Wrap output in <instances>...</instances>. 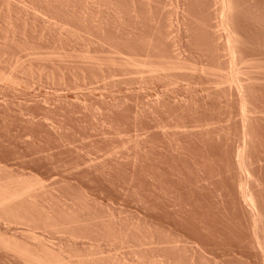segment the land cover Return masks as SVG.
I'll list each match as a JSON object with an SVG mask.
<instances>
[{"label": "rangeland", "instance_id": "374dc122", "mask_svg": "<svg viewBox=\"0 0 264 264\" xmlns=\"http://www.w3.org/2000/svg\"><path fill=\"white\" fill-rule=\"evenodd\" d=\"M230 2L0 0V185L43 186L0 264H264V0Z\"/></svg>", "mask_w": 264, "mask_h": 264}, {"label": "bare ground", "instance_id": "6f19581e", "mask_svg": "<svg viewBox=\"0 0 264 264\" xmlns=\"http://www.w3.org/2000/svg\"><path fill=\"white\" fill-rule=\"evenodd\" d=\"M223 10H224V15H226V19H228V16H229V13H230V11H231V2H230V0H223ZM223 10H222V12H223ZM224 22V21H223ZM225 24H227V20L225 21ZM226 26V25H225ZM230 32V31H229ZM229 41V43H230V45L232 44V47H231V51H233V47H234V42H235V36H234V34L233 33H230L229 34V39H228ZM232 53V52H231ZM235 53V52H234ZM234 57V56H233ZM237 84V83H236ZM240 167H241V169L242 170H244V171H246V165H245V163H244V161H241L240 162ZM20 180V179H19ZM18 180V182H22V180L24 181V182H27V179L25 180V179H22V180H20L19 181ZM32 181H33V179H31ZM31 180H29L28 179V181H31ZM38 180V179H37ZM23 182V183H24ZM20 183L19 184H16V183H14V184H16V187H18V188H14L15 186L14 185H10L9 186V184H7L9 187H7V185H5V186H1L0 185V209H3V208H5V207H7L8 205L10 206V204L12 205V203H14V202H17L16 204H18L19 203V201L20 200H25L26 199V201L28 200V199H33V197L35 196V195H33L36 191H37V189L38 190H40L41 189V187H43L42 186V183H41V181H33V182H27V184H25L23 187L21 186L20 188H19V186H17V185H20ZM40 187V188H39ZM32 195H33V197H32ZM37 197V196H36ZM243 197H244V199H245V202H247L248 203V205L249 206H252V207H254L255 208V200H254V198H253V196L251 195V194H249V193H247V192H243ZM30 199V200H31ZM29 201V200H28ZM27 201V202H28ZM20 202H22V201H20ZM8 206V207H9ZM23 208V207H22ZM21 208V209H22ZM253 208V209H254ZM252 209V210H253ZM255 210V209H254ZM253 210V211H254ZM256 211V210H255ZM255 213V212H254ZM256 214V213H255ZM14 216V215H13ZM254 216H257V215H254ZM34 233V232H33ZM30 234V233H29ZM37 234H30V236H29V238H33L32 240H35L37 237ZM1 237V236H0ZM39 238H40V236H39ZM1 240H3V242L4 243H2V241ZM36 240H38V238L36 239ZM35 240V241H36ZM34 242V241H33ZM0 243H2L1 244V246H5L6 248H10L11 249V247L12 248H14L15 246L14 245H12V246H10V244L8 243V245H9V247H7V243H6V241H4V239H0ZM40 243H41V241H40ZM45 243V242H44ZM5 244V245H4ZM30 245V244H29ZM43 245H45V244H41L40 245V247L42 246L43 248H42V251L41 252H38L39 250H36L37 252L36 253H34V251H26V250H29L28 249V247H26L25 249H24V251H26L28 254H25V252L23 251V249H21L20 250V248H19V246H17L16 247V249L17 250H15V251H17V252H20V251H23L24 252V255H25V257L27 256V258H29L30 257V262L32 263V261L35 263V264H85L84 262H87V261H77V262H72V261H70V259L68 260V259H66V258H63V257H61V256H59V254H54V251H52V247H47V246H43ZM36 248V247H35ZM15 249V248H14ZM40 249V248H39ZM51 249V250H50ZM19 250V251H18ZM31 250V249H30ZM30 252V253H29ZM33 252V253H32ZM56 253V252H55ZM28 255H29V257H28ZM54 255H56V256H54ZM61 255V254H60ZM73 259V258H72ZM81 259V258H80ZM90 260V259H89ZM30 263V264H31ZM88 263V262H87ZM90 263V262H89ZM88 263V264H89ZM155 264V263H154Z\"/></svg>", "mask_w": 264, "mask_h": 264}]
</instances>
